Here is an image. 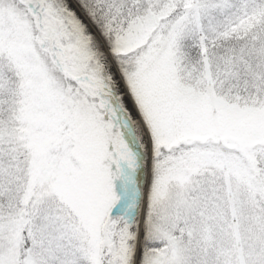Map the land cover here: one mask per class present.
<instances>
[{
	"label": "snow or ice",
	"instance_id": "snow-or-ice-1",
	"mask_svg": "<svg viewBox=\"0 0 264 264\" xmlns=\"http://www.w3.org/2000/svg\"><path fill=\"white\" fill-rule=\"evenodd\" d=\"M0 264H264V0H0Z\"/></svg>",
	"mask_w": 264,
	"mask_h": 264
}]
</instances>
